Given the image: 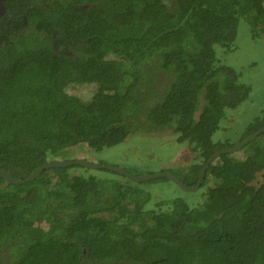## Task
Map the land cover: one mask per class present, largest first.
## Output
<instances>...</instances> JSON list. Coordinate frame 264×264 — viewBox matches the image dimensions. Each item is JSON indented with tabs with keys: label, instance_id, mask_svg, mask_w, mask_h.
Masks as SVG:
<instances>
[{
	"label": "trees",
	"instance_id": "obj_1",
	"mask_svg": "<svg viewBox=\"0 0 264 264\" xmlns=\"http://www.w3.org/2000/svg\"><path fill=\"white\" fill-rule=\"evenodd\" d=\"M3 5L0 169L14 179L69 160L78 147L100 152L169 130L197 156L185 173H171L191 186L212 154L235 145L213 135L251 88L222 59L230 63L241 22L252 39L264 34V0ZM154 72L164 89L138 91ZM145 97L158 100L147 106ZM263 126L264 110L236 144ZM90 171L50 168L23 185L0 178V253L8 264H264V183L252 185L264 172V133L209 164L200 207L176 199L148 208L151 195L125 177Z\"/></svg>",
	"mask_w": 264,
	"mask_h": 264
},
{
	"label": "rangeland",
	"instance_id": "obj_2",
	"mask_svg": "<svg viewBox=\"0 0 264 264\" xmlns=\"http://www.w3.org/2000/svg\"><path fill=\"white\" fill-rule=\"evenodd\" d=\"M218 50L220 49H216V56L220 58ZM227 59L230 63L225 59H222V62L235 69L240 75V81L250 86L251 91L248 99L240 106L226 110L225 118L220 123L219 131L213 135V140H228L236 144L245 127L264 110V34L257 39H252L248 27L241 22L238 26L234 50L227 55ZM162 77L160 73L154 72L150 82L148 80L141 85L138 91L144 90V87L162 91L166 84ZM77 91L82 96H88L90 89L83 88L82 91ZM144 99L147 106L158 100L157 97L150 99L145 97ZM175 139V135L169 130L137 133L126 138L121 144L100 152H91L86 147L75 148L69 160H85L90 163L120 168L133 177L176 173L177 171L185 173L187 168L197 161V156L187 144H179ZM235 156L241 159L242 155ZM76 172L82 171L77 170ZM89 173L105 176L108 172L91 170ZM263 183L264 172H261L257 174L252 185L258 186ZM134 184L135 188L151 195V204L148 208H153L154 203L160 201L168 202L176 199L183 200L190 207H200L204 200L203 189L185 192L164 179ZM4 258L6 254L0 253V261ZM5 264H8V261Z\"/></svg>",
	"mask_w": 264,
	"mask_h": 264
},
{
	"label": "water",
	"instance_id": "obj_3",
	"mask_svg": "<svg viewBox=\"0 0 264 264\" xmlns=\"http://www.w3.org/2000/svg\"><path fill=\"white\" fill-rule=\"evenodd\" d=\"M4 13V8L1 5V0H0V16ZM264 133V126L257 131L256 133L252 134L248 138L242 140L238 144H235L229 149L221 150L219 152H216L212 154L205 162L201 170L199 171L198 174V179L194 185L187 186L183 184L177 177H175L171 173H158V174H149V175H144V176H138V177H133L129 174H127L124 170L116 167H111V166H105V165H100V164H95V163H90L85 160H56V161H51L47 162L40 167L36 168L33 170L30 175L25 178L24 180H16L13 177L10 176V174L3 170L0 169V178H2L5 182L12 184V185H23L30 183L34 181L44 170L50 169V168H59V167H70L73 165H78L81 167H84L86 169L90 170H107L111 171L114 173H117L120 176L125 177L127 180H129L132 183H143L146 181L158 179V178H165L174 185H176L180 190L185 191V192H195L199 189L201 186L202 182L204 181L205 177V172L209 164L218 158L221 155L225 154H234L241 150L246 144L249 142L253 141L255 138H257L260 134Z\"/></svg>",
	"mask_w": 264,
	"mask_h": 264
},
{
	"label": "flooded vegetation",
	"instance_id": "obj_4",
	"mask_svg": "<svg viewBox=\"0 0 264 264\" xmlns=\"http://www.w3.org/2000/svg\"><path fill=\"white\" fill-rule=\"evenodd\" d=\"M1 5L3 6V8H4V13L0 16V19L3 17V15H5V13H6V10H5V7H4V5H3V0H1Z\"/></svg>",
	"mask_w": 264,
	"mask_h": 264
}]
</instances>
